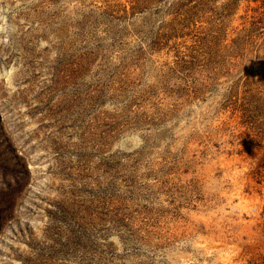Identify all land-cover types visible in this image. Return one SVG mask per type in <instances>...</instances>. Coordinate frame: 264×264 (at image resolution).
Here are the masks:
<instances>
[{
	"label": "rangeland",
	"instance_id": "1",
	"mask_svg": "<svg viewBox=\"0 0 264 264\" xmlns=\"http://www.w3.org/2000/svg\"><path fill=\"white\" fill-rule=\"evenodd\" d=\"M0 264H264V0H0Z\"/></svg>",
	"mask_w": 264,
	"mask_h": 264
}]
</instances>
